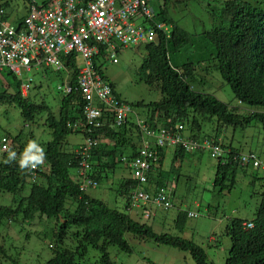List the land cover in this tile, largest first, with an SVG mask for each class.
I'll list each match as a JSON object with an SVG mask.
<instances>
[{"label": "trees", "instance_id": "obj_1", "mask_svg": "<svg viewBox=\"0 0 264 264\" xmlns=\"http://www.w3.org/2000/svg\"><path fill=\"white\" fill-rule=\"evenodd\" d=\"M20 1L24 6L23 11L17 7ZM194 1L202 5L209 26L202 22L190 33L169 15L168 7L182 1L161 0L155 22L173 25V29L169 36L160 33L159 44L151 43L137 48L138 51L141 48L144 50L139 80L151 89H158L161 99L152 103H134L131 108L137 116L145 119L149 137H157L162 127L175 128L179 122H184L195 136L201 134L204 138L217 139L226 130L231 133L229 139L227 136L222 139V146L227 152L217 163L213 186L221 192L230 191L239 177L248 178L252 187L258 184V188H262V199L251 221L254 227L245 228L244 222L247 220L240 218L232 219L226 226L231 247L225 264H264V148L252 147L247 153L237 142V135L241 133L244 138L251 126L261 127L264 139V10L247 0ZM40 2L0 0V7L3 6L11 15L17 16V21L23 22L32 4ZM154 29L157 30L156 26ZM100 50L104 52L103 48ZM69 65L76 76L78 70L74 58ZM217 74L222 83L230 87L238 106H231L211 93L198 90L205 78ZM1 76L9 86L7 90H0V105L15 104L27 124L38 125L37 118L46 114L47 122L44 125L52 139L48 143L40 140L37 144L36 149H42L44 153L43 162L39 164L44 170L37 172L33 180L35 171L32 174L29 166L20 167L26 149L34 141L33 133L22 131L17 137H12V133L5 130L0 121V133L2 130L4 135L13 138V145L16 146L11 152L15 153L13 158L6 154L0 159V264L8 259L12 264L19 263L14 257H9L12 247L7 241L8 234L4 232L15 224L32 222L37 216L43 228L40 232L37 230L31 239V233L25 237L30 242L34 236L42 243L47 242L46 247L51 252L47 264H117L109 249L115 247L131 254L133 240L150 241L189 253L195 264H215L201 245L182 237L188 211L178 209V214L172 219L176 233H157L158 216L142 219L150 225L142 223L126 211L109 207L103 200L80 191L79 183L72 179L77 162L71 152L74 145L68 141L70 136L82 133L70 126L73 121L83 117L84 103L79 95L73 94L62 100L56 115L45 101L39 104L35 96L30 100L22 98L20 83L9 70L3 71ZM76 83L74 79L73 84ZM9 88L13 91L10 92ZM40 100L43 98L40 97ZM214 122L216 128L212 129ZM139 130L134 123H128L119 129L120 132L110 135L109 130L103 128L106 136L113 139L114 145L102 144L94 150L93 167L98 181L106 177L109 179V175L121 165L117 160L118 154L133 156L136 153L138 142L135 139L141 138ZM97 132V129L93 130L94 135ZM83 134L89 136L84 131ZM243 155L249 158L248 162L242 163ZM162 156L164 152H161ZM186 156L181 149L175 155L176 159L181 160ZM162 163L161 159L160 169ZM184 169V163H180L170 172L151 173L150 183L165 187L166 179L170 176H175L177 183L183 180L188 182L191 179H185ZM130 172L128 179H121L118 187V194L126 198V210L132 205L130 189L137 185V180L130 178ZM171 209L161 210V224L168 223L170 218L166 213ZM49 228L51 233L48 232ZM48 236L49 240L46 239ZM25 245L28 247L27 243ZM91 250L97 251L98 256L91 257ZM18 254L26 256L27 250L22 248Z\"/></svg>", "mask_w": 264, "mask_h": 264}, {"label": "rangeland", "instance_id": "obj_2", "mask_svg": "<svg viewBox=\"0 0 264 264\" xmlns=\"http://www.w3.org/2000/svg\"><path fill=\"white\" fill-rule=\"evenodd\" d=\"M40 1L38 0V2ZM181 1L177 5L172 4L168 7L169 15L174 22L190 33H193L196 27H200L202 22L209 26L208 18L206 19L204 10L201 9L202 5L194 0ZM247 1L255 3L259 9L264 10V0ZM19 3L20 5L17 7L20 11H23L22 1ZM156 9L158 10L157 6ZM143 57V48L140 51L138 49H128L120 53L119 64H114L110 61L100 62L103 75L115 85L116 92L120 98L129 104L138 102L152 103L161 99L158 89H151L147 84L139 80L138 73ZM32 73L35 78V85L30 92L35 95L37 103L40 104L45 101L52 113L57 115L63 95L61 89L69 81L67 72L58 71L53 67L47 68L46 71L44 69H33ZM198 90L211 93L220 101L229 103L231 106H238V101L235 99L230 87L222 83L219 74L207 77L203 85L198 86ZM41 96L43 100H40ZM11 114L13 118L9 117L1 121L5 126L4 129L16 135L23 128L24 121L19 110L12 109ZM46 122V114L39 116L37 118L38 126L33 127L31 132H33L35 139L37 136L48 143L51 141L52 136L47 126L44 125ZM260 128L258 126L249 127L245 132L246 136L244 138H242L241 133L237 135V142H240L244 152L248 153L252 147L264 148V139ZM1 133H3L2 130ZM230 135L231 133H226L227 137H230ZM68 141L72 144L81 143L83 137L80 134L72 135ZM171 157L172 152L170 151L166 157L167 168L172 164ZM186 158L183 175L186 176V180L187 178L191 180H188V182L183 180L177 183V191L173 198L174 207L166 213L170 218L168 223L161 224L163 212L160 210L155 211L156 216H158L157 221L160 222H157L155 231L157 233H176L172 219L178 214V209L197 214L195 218H187L186 229L181 234L182 237L201 245L208 253L210 261L215 264H225V258L231 247V240L225 232L226 226L234 218L247 221L255 218L262 199L260 196L262 188L259 189L258 184L252 187L248 178L239 177L235 187L230 191L221 192L218 189L215 190L213 185L218 160L212 158L208 151L189 154ZM115 174H121L122 177L127 178L129 171L118 166ZM116 176L110 174L109 179L100 183L98 188L90 190L89 195L100 198L109 207L126 211L139 222L149 224L147 221L142 220L144 218L141 213L142 207L134 204L135 200L132 196H130V199L132 198V210L125 209L126 198L118 194L121 180ZM150 185V178L144 183L139 182L141 190H145ZM42 228L40 224L36 223L35 226L27 227L23 230H16L15 228L10 230V236L12 237L10 240V246L12 247L10 255L17 259L19 264H47L51 258V252L46 247V241L42 243L34 236L32 243L30 242L34 233L37 230L40 232ZM29 231L32 235L27 241L25 236ZM50 231L48 230V232ZM213 238L215 239L214 242ZM46 239L49 240L50 237L48 236ZM26 243L28 247L25 245ZM131 245L133 246L131 254L121 252L115 247L109 249L112 258L117 264H195L189 253L169 246L136 240H133ZM22 248L27 250L26 256L18 254ZM90 256L97 257L98 252L91 250ZM4 264H11V260H6Z\"/></svg>", "mask_w": 264, "mask_h": 264}, {"label": "clouds", "instance_id": "obj_3", "mask_svg": "<svg viewBox=\"0 0 264 264\" xmlns=\"http://www.w3.org/2000/svg\"><path fill=\"white\" fill-rule=\"evenodd\" d=\"M90 1L92 0H43L40 3L32 4L28 13L25 14L26 16L23 18V22L17 21V16L15 14L11 15L7 11V9L3 8L2 6L0 7V38L6 40V37H10V30L15 31L18 35L22 33L31 34V37L38 35V32L42 29H47V31H49L51 26L57 23V19L59 17L67 16L70 14L76 15L77 11L81 8L87 7ZM128 1L131 0H114V3H112V8L109 10V12H111L110 22L112 25L115 26V30L121 28L124 31V29L127 28L128 25L132 24L136 27L142 26L145 28L146 32L154 33L155 39L153 41H143L134 45L125 43L121 39L116 37H111L108 42H98L93 39L90 40V44L95 45L98 49V53L92 57V62L95 66L98 75L101 76V78L109 84L111 88L110 98L113 101L112 103L107 104L101 102L99 98L94 99L93 105L95 108H99L102 111V115L101 117L97 118V120L93 121L92 124L87 123L85 114V105L87 103V100L85 99L81 83V69L83 66V57L76 51H73L70 54H66L64 51L61 50L56 53L57 62L51 63L47 60L48 54H45L44 57H39L36 56L37 54L33 55L30 51V48H27L21 53L17 54V60L15 62L17 69H12L10 66L7 65V62L5 65H2L0 69V90L8 89V82L3 78V76H1L3 71L7 69L15 75L16 80L20 83V94L22 98L28 100L35 96L32 92H30L35 85V78L32 73L33 69H44L46 71L47 68L55 67L58 71L67 72L69 76V81L66 82L63 89L60 88L63 92L61 101L64 100L67 96L77 94L82 98V101L84 103L82 108V119H77L73 121L70 126L74 130L82 131L80 135L83 137V141L77 144L74 143V148L71 149V152L74 154L75 161L77 162L76 172L75 175L72 176V179L76 180L79 183L80 191L86 195H89L90 190L98 188L100 183L105 180H108V178L106 177L105 179L98 181L95 178L93 167L94 150L96 148H99V146H101L102 144H107L109 146L114 145L113 139L109 136H106V134L103 132V128H105L106 131L109 130L107 131L109 135L112 132H120L119 129L128 125V123H134L141 129V131L139 130L141 134L140 140L135 139V141L138 142L136 153L133 156H129V154L117 155V160L122 165L120 166L128 170L129 172L131 169L130 178L137 180L136 187L131 188L129 192L130 196L132 197L134 196V193L137 190H141L139 187V181L135 178V164L138 160H142L148 163L149 169L146 172V177L147 179H149L151 173H159L160 171L170 172L173 167L177 168L180 163H185V158L181 160L180 158L176 159L175 157L177 151L180 149L184 150L187 156L189 154H195L203 151H208L212 156L211 150L208 149L206 146L208 144H212L214 146L219 145L223 150L222 155L220 157L212 156V158L217 159L218 161H220V158H222L223 155H226L227 152V149H224L221 143L222 139L226 136V133L228 132L227 130L223 131V133L221 134L222 138L221 136L217 139H211L207 137L204 138L201 134L195 136L194 133L190 132L189 128L186 124H184V122H179L175 128L173 127L169 129L162 127L157 137H149L148 135L150 134V131L149 127L145 124V119L135 114V111L131 108V104L125 102L123 99L120 98L119 94L116 92V89L112 85L113 83L110 82L103 75L100 67L101 61H110L114 64H119V57L122 51L128 49H137L141 46H145L151 43L159 44V36H161L160 33H166L169 36L170 31L173 29V25L155 22L156 15L160 12L161 0L146 1L145 6L149 10V14H146L143 6H141L136 14L124 17L122 14L127 8L125 3ZM156 6L158 7V10L156 9ZM7 16H9L8 19H6ZM84 19L85 18H81V24H84ZM106 21L109 22L108 20ZM30 25L32 26V29L30 28ZM154 26H156L157 30L154 29ZM100 48H103L104 52H102ZM1 54L2 53L0 51V59ZM73 58L75 67L78 70V74L76 76L75 70L72 69V67L69 65L70 61ZM74 79H76V85L73 84ZM206 79L207 78H205V80ZM9 90L10 92L13 91L12 88H9ZM12 109L19 110L16 108L15 104L10 105L6 103L4 105H0V121L2 119L12 117ZM80 124H84V126H80ZM214 124L215 122L213 123L212 129L216 128V124L215 126ZM2 126L3 128H5L3 124ZM35 126L38 125L29 123L27 124L24 122L23 128L19 130L16 135L12 134V137H17L22 131L28 134L32 131L33 127ZM94 129L98 130L96 135L93 134ZM83 131L89 133V136L86 137L85 134H83ZM186 132H188V134H186ZM160 139H163L162 143H160ZM40 140L41 139L36 136V139L34 138V141L30 142L28 148L25 151L23 159L20 161L21 168H26L29 166L32 170V174L35 171V173L32 175L33 180L35 176H37V174L41 172V170H44L41 168L43 166L39 165L43 162L44 159L43 150L36 149V147L38 146L37 144ZM4 143L6 144L5 149H3ZM13 143V138L4 135V133H0V159H2L6 154H10V159L15 156V153H11L16 147L15 145H13ZM193 144H197L198 146L195 148ZM86 147H88V150L85 153H82L83 148ZM32 149H36V151H32ZM170 151L172 152V164L170 167L167 168L166 157ZM161 152H164V156L162 157ZM161 159L163 160V163L160 169ZM112 175H117L116 177H118L120 180L128 179L122 177L121 174H115V172ZM166 180L167 184L165 187H156L154 184H151L150 187H148V191L147 188L142 191L146 192L152 199H154L162 190L166 192H171L172 206L170 208H165L163 206L156 205L154 202L140 203L139 206L142 207L141 213L144 215L145 219H149L150 217L155 216V210H157V208L161 211L163 209H171L174 207L173 198L177 191L176 188L178 180L177 178H175V176H170ZM91 197L100 199L95 196ZM127 210L131 211L132 209L129 208ZM147 214H149V216H147ZM191 214H193V216H191ZM189 217L195 218L197 217V214L189 212ZM251 221H245L244 227L247 229H251L252 227H254V224ZM36 223L42 225L41 222H39L38 216L36 217V220H33L32 222L29 221L23 225L15 224L14 226H12V228H15L16 230H23L27 227L35 226ZM12 228L10 227L7 231L4 232V234H8L7 241L9 244L10 240L12 239V237L10 236V230ZM28 233L31 232L29 231ZM9 257L12 258L13 256L11 255Z\"/></svg>", "mask_w": 264, "mask_h": 264}, {"label": "built area", "instance_id": "obj_4", "mask_svg": "<svg viewBox=\"0 0 264 264\" xmlns=\"http://www.w3.org/2000/svg\"><path fill=\"white\" fill-rule=\"evenodd\" d=\"M147 0H131L125 3L126 10L123 12V16L134 15L139 11V8L143 6L146 14H149V10L146 8ZM114 0H92L87 7L81 8L77 11L76 15L70 14L62 16L57 19V23L53 24L49 31L42 29L38 32V35L32 36L31 34L22 33L18 35L15 31L10 30V37L5 39L0 38V69L2 65L10 66L12 69H17L15 62L17 60V54L23 50L30 48L33 55L44 57L48 54L47 60L51 63L57 62L56 53L64 51L66 54H70L76 51L83 57V66L81 69V83L85 99L87 103L85 105L86 121L92 124L93 121L101 117L102 111L99 108H95L93 101L95 98H99L101 102L112 103L110 98L111 88L101 76L98 75L95 66L92 62V57L98 53V49L95 45L90 44V40H96L98 42H108L111 37L121 39L128 44H138L143 41H153L155 34L152 32H146L142 26L136 27L135 25H128L127 28L115 30V26L111 24V12ZM81 18L84 19V24L80 23ZM108 20L109 22H107ZM32 29V26L30 25ZM86 125V124H85ZM84 126V124H80ZM163 139H160V143ZM196 148L198 145L193 144ZM89 147V146H88ZM88 147L83 148L82 153L88 150ZM211 150L213 157H220L223 150L219 145L208 144L206 146ZM6 148V144H3V149ZM254 158V156L252 157ZM242 163L248 162L249 158L245 155L241 158ZM258 164L256 160L255 165ZM135 178L140 183H144L147 180L146 172L149 169L148 163L142 160H138L135 164ZM135 205L139 206L140 203L154 202L158 206L170 208L172 206L171 192L162 190L154 199H152L146 192L137 190L133 196ZM149 216V214H147ZM193 216V214H191Z\"/></svg>", "mask_w": 264, "mask_h": 264}]
</instances>
